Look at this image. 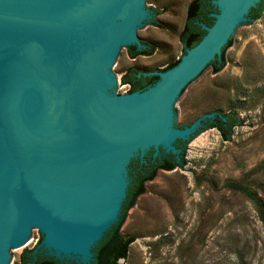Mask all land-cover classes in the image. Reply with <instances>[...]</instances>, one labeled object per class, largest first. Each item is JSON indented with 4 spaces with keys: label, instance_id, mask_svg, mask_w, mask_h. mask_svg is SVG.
<instances>
[{
    "label": "water",
    "instance_id": "1",
    "mask_svg": "<svg viewBox=\"0 0 264 264\" xmlns=\"http://www.w3.org/2000/svg\"><path fill=\"white\" fill-rule=\"evenodd\" d=\"M212 0L217 12L203 38L153 85L106 98L116 84L108 68L127 46L141 49L136 30L147 0H0V264L11 249L43 233L36 249L55 259L90 264L91 248L118 219L128 164L160 150L179 160L186 141L212 118L183 128L172 123L183 94L260 0ZM185 88L184 92L181 91ZM113 208L82 250L49 242L79 238Z\"/></svg>",
    "mask_w": 264,
    "mask_h": 264
},
{
    "label": "rangeland",
    "instance_id": "2",
    "mask_svg": "<svg viewBox=\"0 0 264 264\" xmlns=\"http://www.w3.org/2000/svg\"><path fill=\"white\" fill-rule=\"evenodd\" d=\"M190 1L147 0L136 37L154 52L130 59L126 48L107 69L116 84L102 89L106 98L127 94L120 77L128 66L153 71L181 58L178 34ZM229 110L241 122L229 141L204 131L186 145L183 168L159 170L145 184L120 226L133 238L120 264H264V6L226 49L224 68L217 74L208 68L183 94L172 123ZM42 240L30 227V241L11 249L10 264Z\"/></svg>",
    "mask_w": 264,
    "mask_h": 264
},
{
    "label": "trees",
    "instance_id": "3",
    "mask_svg": "<svg viewBox=\"0 0 264 264\" xmlns=\"http://www.w3.org/2000/svg\"><path fill=\"white\" fill-rule=\"evenodd\" d=\"M212 0H191L186 6V17L184 25L178 39L182 45V55L186 49L195 46L206 34L202 25L206 27L212 26L214 18L211 14L217 12L211 2ZM264 6V0H260L248 10L246 23H251L261 17ZM151 11H153L150 8ZM155 14L158 12L154 11ZM157 26L155 21L151 22ZM141 49L137 50L135 46H127V56L135 59L138 56H149L154 52V46L145 41H140ZM232 44V37L221 49V54L207 64L205 68H210L212 74L219 73L225 66V51ZM180 58L169 64L163 69L153 71H141L137 66L131 65L127 67L120 77V84L128 87L127 93L140 91L158 81V75L144 74L150 72H164L176 66ZM185 88L179 95L184 92ZM212 118H207L201 122L200 127L186 141L177 140L176 146L180 148L179 160L170 153H164L160 150V155L156 158L152 157V150L147 152L142 160L134 157L128 164V186L126 196L122 203V210L118 221L106 232L103 238L92 248L94 259L91 264H120V259H125L127 247L133 242V238L128 237L120 232V226L123 223L127 211L134 205L136 199L145 192V184L152 181L159 170L170 171L174 168H183L185 165L186 145L209 129H215L223 141H229L233 134L234 128L238 127L241 122L236 112L229 110L226 112L214 111ZM183 128L187 125H176ZM15 264H79L74 260L55 259L52 255H48L45 250L29 249L24 250L18 257Z\"/></svg>",
    "mask_w": 264,
    "mask_h": 264
},
{
    "label": "bare ground",
    "instance_id": "4",
    "mask_svg": "<svg viewBox=\"0 0 264 264\" xmlns=\"http://www.w3.org/2000/svg\"><path fill=\"white\" fill-rule=\"evenodd\" d=\"M115 175H114V180H113V185H112V189H111V194H110V199H109V204H108V208L106 209V211L103 213V215L101 216V218L98 220V222L95 224V226L92 228V230H90L89 232H87L86 234L82 235L79 238H75V239H67V240H55L52 237L49 236V242L52 243L53 245L61 248V249H72V250H82L85 246L86 240L93 236L95 234V230L101 226V224L105 221V219L109 216V214L111 213V210L113 208V193L115 192L116 186H115Z\"/></svg>",
    "mask_w": 264,
    "mask_h": 264
},
{
    "label": "flooded vegetation",
    "instance_id": "5",
    "mask_svg": "<svg viewBox=\"0 0 264 264\" xmlns=\"http://www.w3.org/2000/svg\"><path fill=\"white\" fill-rule=\"evenodd\" d=\"M174 146H175L177 149H180V148H178V147L176 146V142L174 143ZM175 158H176V157H175ZM122 203H123V202H122ZM121 210H122V205H121V209H120V212H119V215H118V219H119V217H120ZM118 219H117V221H118ZM117 221H115V222H114V223H113V224L107 229V231H108V230H109V229H110V228H111V227H112ZM107 231H106V232H107ZM106 232L103 234V236L106 234ZM103 236H102V238H103ZM102 238H101V239H102ZM101 239H100V240H101ZM100 240H99V241H100ZM99 241H98V242H99ZM98 242H97V243H98ZM97 243H96V244H97ZM96 244H95V245H96ZM95 245H94V246H95ZM94 246H93V247H94ZM93 247H92V248H93ZM92 248H91V253H92L91 262H92L93 259H94V255H93V252H92ZM120 260H121V259H120ZM120 260H119V261H120ZM91 262H90V264H91ZM79 264H80V263H79Z\"/></svg>",
    "mask_w": 264,
    "mask_h": 264
},
{
    "label": "crops",
    "instance_id": "6",
    "mask_svg": "<svg viewBox=\"0 0 264 264\" xmlns=\"http://www.w3.org/2000/svg\"><path fill=\"white\" fill-rule=\"evenodd\" d=\"M131 66V65H130ZM129 67V66H128Z\"/></svg>",
    "mask_w": 264,
    "mask_h": 264
}]
</instances>
